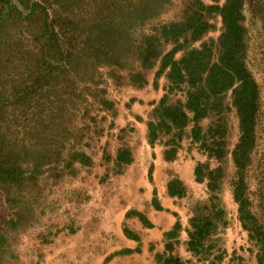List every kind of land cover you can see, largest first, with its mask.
<instances>
[{"label":"trees","instance_id":"obj_1","mask_svg":"<svg viewBox=\"0 0 264 264\" xmlns=\"http://www.w3.org/2000/svg\"><path fill=\"white\" fill-rule=\"evenodd\" d=\"M172 2L0 0V203L9 211L0 216V264L14 256L17 234L36 218L37 198L92 163L88 140L114 109L107 84L142 88L155 66L153 86L162 75L165 84L145 123L147 142L162 144L164 161L173 162L189 127V144L203 157L193 176L204 183L206 197L189 206L186 251L202 264L223 258L215 234L228 222V189L248 248L256 264H264V0H190L178 18L161 20ZM208 14L220 17L222 29L216 40L196 45L215 28ZM231 108L237 139L229 149ZM131 161L130 148L118 147L115 164ZM153 167L151 162L150 182ZM165 186L170 197L186 194L177 175ZM151 194L155 210L175 217L164 236L176 239L182 230L178 213L162 206L154 184ZM130 217L147 228L153 223L137 208L125 211L122 232L139 243L126 223ZM139 251L140 245L122 247L105 260ZM155 259L189 262L163 251Z\"/></svg>","mask_w":264,"mask_h":264},{"label":"rangeland","instance_id":"obj_2","mask_svg":"<svg viewBox=\"0 0 264 264\" xmlns=\"http://www.w3.org/2000/svg\"><path fill=\"white\" fill-rule=\"evenodd\" d=\"M223 1L219 0V3ZM189 3L190 0H173L171 8L160 19L178 18ZM206 17L215 28L195 42L196 45L204 40H216L222 29L218 15L208 14ZM156 68L146 72L148 84L139 89L129 84L118 87L110 82L107 84V96L114 102V109L105 113L106 121L100 125L101 131L88 140L86 149L91 154L92 163L78 166L75 176L59 182L45 197L37 198L38 203H34L36 218L25 231L17 234L16 242L12 244L14 256L2 264H158L155 252L162 251L189 259L186 264H202L186 251L185 227L191 202L206 197L204 183L196 182L193 176L195 161L203 160V157L189 144V127L186 128L179 156L170 163L162 158L163 145L156 143L151 147L146 139V120L154 108L153 103L164 93V75L159 78L157 87L152 84ZM131 97L135 100L131 101ZM226 117L227 147L230 149L237 139V117L233 108L227 111ZM120 146L130 148L132 161L117 166L115 155ZM151 162L160 163V175L156 177L159 186H165L167 177L173 175L182 179L186 186L183 197L164 200L165 207L176 211L182 223V230L176 239L168 240L164 236L175 217L171 212L155 210L151 204L153 182L147 178ZM226 169L229 173L230 161L226 163ZM223 199L228 222L217 230L215 236L225 254L213 264H256L228 189L224 190ZM160 201L163 202V197ZM128 208L143 211L153 223L147 228L136 217L126 220L127 225L139 234V243L125 237L122 232L124 213ZM8 213V208L0 203V216ZM168 242L172 245L170 248H166ZM136 245H140L141 251L116 254L105 260L122 247Z\"/></svg>","mask_w":264,"mask_h":264},{"label":"crops","instance_id":"obj_3","mask_svg":"<svg viewBox=\"0 0 264 264\" xmlns=\"http://www.w3.org/2000/svg\"><path fill=\"white\" fill-rule=\"evenodd\" d=\"M159 170H160V163L159 164L155 163L154 167H153V184L157 187V192H158L159 199H161V197H163V202L161 201V204H162V206L165 207L167 205L165 204L164 200H167V199L170 200L171 197L166 192V186H164L162 184H161V186H159V184H158L157 178H159L158 176L160 175ZM156 171H157V176H156ZM157 211L163 212L164 210H157Z\"/></svg>","mask_w":264,"mask_h":264}]
</instances>
